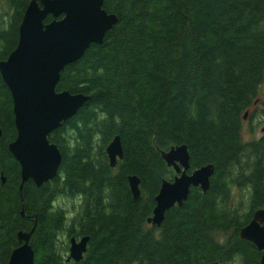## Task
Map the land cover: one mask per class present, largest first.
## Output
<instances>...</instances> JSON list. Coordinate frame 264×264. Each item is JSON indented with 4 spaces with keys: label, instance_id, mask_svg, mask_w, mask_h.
I'll list each match as a JSON object with an SVG mask.
<instances>
[{
    "label": "trees",
    "instance_id": "1",
    "mask_svg": "<svg viewBox=\"0 0 264 264\" xmlns=\"http://www.w3.org/2000/svg\"><path fill=\"white\" fill-rule=\"evenodd\" d=\"M29 1L0 0V60L17 44ZM103 8L116 24L56 85L88 98L49 135L62 159L41 186L29 179L20 189L7 147L13 102L0 75V264L33 228V264H260L239 229L264 208V132L242 137L246 110L264 105V0H104ZM115 135L123 156L111 167L105 148ZM180 144L188 172L208 163L215 172L205 193L192 187L152 225L160 185L175 176L161 152ZM85 235L83 258L68 261L69 238Z\"/></svg>",
    "mask_w": 264,
    "mask_h": 264
},
{
    "label": "water",
    "instance_id": "2",
    "mask_svg": "<svg viewBox=\"0 0 264 264\" xmlns=\"http://www.w3.org/2000/svg\"><path fill=\"white\" fill-rule=\"evenodd\" d=\"M103 2L30 0L19 24L17 44L0 60V75L12 97L16 128V136L7 147L20 164V189L29 179L41 186L58 173L62 156L57 145L50 142L49 135L72 118L88 96L57 91L56 85L62 70L79 60L92 44H101L106 32L116 24L117 15L108 13ZM48 16H52V20L45 22ZM105 153L109 165L114 167L123 156L119 135L108 143ZM161 157L173 168L175 176L162 181L154 198L155 206L147 222L156 226L161 225L167 210L187 200L192 187H199L205 193L215 172L212 163L188 172L190 154L185 144L162 151ZM127 181L133 197L138 198L139 177L131 174ZM33 229L18 233L22 243L12 250L6 264H33L34 251L29 243ZM239 236L261 251L260 264H264V208L253 212L251 219L239 229ZM88 240L87 235L70 237L67 260H81Z\"/></svg>",
    "mask_w": 264,
    "mask_h": 264
},
{
    "label": "rangeland",
    "instance_id": "3",
    "mask_svg": "<svg viewBox=\"0 0 264 264\" xmlns=\"http://www.w3.org/2000/svg\"><path fill=\"white\" fill-rule=\"evenodd\" d=\"M258 98H264V83L262 84L261 91ZM254 110L256 112V120L253 118L252 121H245L243 120L242 123V137L244 141H249L251 139H257L259 138L263 133L264 128V105L259 103V105L254 107ZM57 203H59L63 208L70 209L73 201L66 198H59L57 200ZM68 254V252H67Z\"/></svg>",
    "mask_w": 264,
    "mask_h": 264
},
{
    "label": "flooded vegetation",
    "instance_id": "4",
    "mask_svg": "<svg viewBox=\"0 0 264 264\" xmlns=\"http://www.w3.org/2000/svg\"><path fill=\"white\" fill-rule=\"evenodd\" d=\"M255 105L257 106V105H259V104H257V102H255L254 104H252V105L246 110V112H247V116H246V117L243 116V120H245V121H249V122L252 123V121H250V120H253L252 113L254 112V107H255ZM254 120H256V117H255ZM262 130H263V132H264V128H263Z\"/></svg>",
    "mask_w": 264,
    "mask_h": 264
}]
</instances>
